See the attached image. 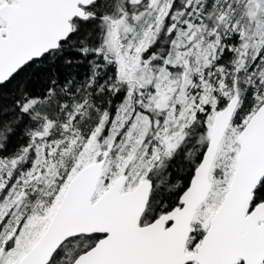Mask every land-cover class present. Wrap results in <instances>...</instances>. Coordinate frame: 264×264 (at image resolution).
<instances>
[{
	"label": "snow or ice",
	"instance_id": "1",
	"mask_svg": "<svg viewBox=\"0 0 264 264\" xmlns=\"http://www.w3.org/2000/svg\"><path fill=\"white\" fill-rule=\"evenodd\" d=\"M0 264H264V0H0Z\"/></svg>",
	"mask_w": 264,
	"mask_h": 264
}]
</instances>
